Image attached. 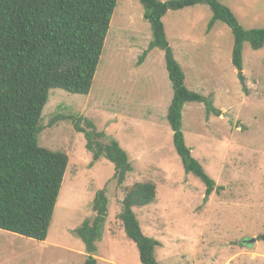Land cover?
<instances>
[{
	"label": "rangeland",
	"instance_id": "1",
	"mask_svg": "<svg viewBox=\"0 0 264 264\" xmlns=\"http://www.w3.org/2000/svg\"><path fill=\"white\" fill-rule=\"evenodd\" d=\"M219 2L244 29L264 27V0ZM211 18L199 4L169 10L162 22L186 88L220 111L208 114L204 104L187 103L181 127L220 193L205 200L204 184L184 172L167 121L173 90L164 52L154 48L139 62L152 40L150 23L137 0H117L89 94L51 90L42 111L38 146L68 156L47 238L0 230V264H83L84 244L74 231L93 220L102 190L108 214L96 242L97 264H142L118 215L126 190L147 181L156 186V200L133 212L143 234L158 242V264H264V241L257 240L264 233V47L244 44L242 85L231 61V31L219 21L208 30ZM59 115L90 121L104 142H118L131 166L121 185L114 165L93 159L70 120L49 125Z\"/></svg>",
	"mask_w": 264,
	"mask_h": 264
},
{
	"label": "trees",
	"instance_id": "2",
	"mask_svg": "<svg viewBox=\"0 0 264 264\" xmlns=\"http://www.w3.org/2000/svg\"><path fill=\"white\" fill-rule=\"evenodd\" d=\"M152 30V40L143 53L159 48L164 52L173 96L167 121L172 141L184 172L192 174L205 186V200L216 190L214 181L193 157L182 133V110L187 103H201L207 113L217 116L208 97L188 90L183 72L174 59L162 22L167 11H178L204 4L212 18L208 30L219 21L233 36L232 65L243 69V46L257 51L264 47V27L244 29L234 13L219 0H137ZM117 0H0V230L36 241H45L68 165V156L38 146L44 129L42 111L51 90L71 95H88L93 84L111 17ZM245 91L246 88H243ZM71 121L83 133L86 149L94 160L105 158L114 165V179L121 185L131 166L118 142H104V134L80 117L62 115L49 123ZM153 182H139L129 187L121 201L118 219L126 236L135 244L142 264H158V242L145 236L133 207L155 202ZM93 220L75 229L84 244L83 264H97L96 242L106 220L105 191L97 194ZM258 241H264V233Z\"/></svg>",
	"mask_w": 264,
	"mask_h": 264
},
{
	"label": "water",
	"instance_id": "3",
	"mask_svg": "<svg viewBox=\"0 0 264 264\" xmlns=\"http://www.w3.org/2000/svg\"><path fill=\"white\" fill-rule=\"evenodd\" d=\"M238 74H239V77H240L241 83H242V85H243V84H244V81H243L242 71H239ZM254 241H255V239H250V240H247V241H244V242L247 243V244H251V243H253Z\"/></svg>",
	"mask_w": 264,
	"mask_h": 264
}]
</instances>
